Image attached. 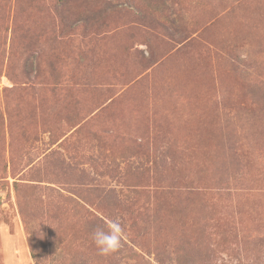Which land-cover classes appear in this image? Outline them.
Here are the masks:
<instances>
[{"label": "rangeland", "instance_id": "1", "mask_svg": "<svg viewBox=\"0 0 264 264\" xmlns=\"http://www.w3.org/2000/svg\"><path fill=\"white\" fill-rule=\"evenodd\" d=\"M74 4L72 14L103 9L108 18L97 36L88 35L96 50L87 65L72 67L78 85L68 100L41 91L30 57L27 70L39 90L19 94V108L8 111L6 90L14 85L6 69L1 73L0 264H36L30 238L37 246L56 240L58 220L83 227L75 202L57 191L83 199L94 186L113 191L125 207L122 175L138 202L128 215L118 200L101 204L115 209L106 221L123 229L109 264H264V0ZM55 7L39 0L26 15L47 39L36 55L61 52L52 41ZM140 15L155 16L164 28ZM73 52L71 61L79 55ZM30 54L16 68L22 87ZM77 129L65 151L52 145L55 135ZM105 152L112 153L107 160ZM114 162L119 173L109 170ZM15 181L24 185L25 216ZM84 245L82 238L74 248ZM56 248L40 264H64L66 254Z\"/></svg>", "mask_w": 264, "mask_h": 264}, {"label": "trees", "instance_id": "2", "mask_svg": "<svg viewBox=\"0 0 264 264\" xmlns=\"http://www.w3.org/2000/svg\"><path fill=\"white\" fill-rule=\"evenodd\" d=\"M39 0H0V60H1V68H0V77L3 69H6V72L10 79L13 82V88L6 90L5 100L8 111H14V109L19 108L17 96L21 93H26L29 90H39L32 77L30 78L29 72L27 70L28 62L30 57L35 58L38 65V75H40V79H42L39 83L42 86V90L49 91L52 96L62 97L65 100H68L75 88H77L78 83L76 82L77 69H73V65L81 68L87 65V56L95 53L96 46L93 41L89 40V36H97L98 30L103 27L107 21L106 11L101 9L97 11L95 14H72L70 13L69 7L74 4V0H54L55 2V13L57 18L59 19V23L56 26L57 32L55 34L54 40L52 41L56 43L58 46V50L56 53L47 54H37L40 51L41 47L47 45V39L43 32L40 30L36 24L29 21V17L27 18V13L29 10H36L37 3ZM112 12V10H109ZM139 20H142L146 23H151L155 27L164 28V26L156 19L153 15H140L138 16ZM91 23V24H90ZM72 25V27H70ZM10 35V44L8 45V36ZM51 41V40H50ZM77 41L79 44H77ZM77 44V45H76ZM77 49L79 55L76 60L71 61L70 54L74 53L73 50ZM28 55L25 60L24 70L22 71L23 76L27 83H25L24 87H22L21 76L16 73V68L18 61H21L24 55ZM74 70V71H73ZM58 101V100H57ZM2 97L0 91V115L2 113ZM57 106L52 109L59 108L61 105L60 102L56 103ZM53 111V110H52ZM79 129H77L74 133L69 135L70 130L59 135H53L52 137V145H56L60 150H66L65 147L69 144L71 138L77 133ZM98 132L96 130H91L90 134L92 138H99ZM101 136V135H100ZM102 139V138H101ZM102 143L105 144V141L102 139ZM56 155H61L60 151L55 152ZM68 159L71 160V157L68 154H65ZM110 156H112L111 152L108 154L105 152V156L103 160H107ZM121 158L126 159L125 156ZM94 159V158H91ZM100 159V158H99ZM62 164H68L67 158H63L61 160ZM98 162V161H96ZM113 167H110L109 170L113 172L119 173L120 166L117 162H114ZM140 168V167H138ZM118 182L121 186L125 187V191H127V198L130 203H126L125 207L121 204L119 199L114 195V192L104 193L105 190H101L100 188L91 187L88 191L87 196L83 199L75 193L73 195L66 196L61 191H57L59 195V199H63L65 202H75V213L80 215V221L82 228H73L66 226L67 223L63 220L56 223V229L53 230L55 234H58L57 239L53 241H40L38 246L36 245V240L33 239V236L30 238V246L33 258L36 260V264L43 263L42 260L53 255V252L57 250L56 247L63 250V254H66L63 257L64 264H109L106 260L107 256H102L98 254L97 248L94 242L91 239V233L96 228H104L107 230L108 222L106 219H110V215H113L115 209L112 207L103 208L101 205L104 200L114 199L118 200L116 203L120 202V207L123 206V209H119L120 211H126L127 215L129 212L135 213L136 209L134 205L137 204L139 193L135 189H130L126 185L125 175L119 177ZM15 181L14 189L17 193V200L22 212V215L25 216V205L26 202H23L22 195V187ZM79 198L80 201H77ZM78 199V200H79ZM116 205V204H115ZM116 207V206H114ZM159 212V207L155 210L154 217ZM132 216V215H131ZM155 223L156 220H155ZM28 225V224H26ZM36 233L38 230H35ZM34 231V235H35ZM70 232H73L74 235H71ZM39 234V233H38ZM83 238V242L85 243L84 249L85 251L76 250L74 246L76 242ZM35 241V242H34ZM41 245V246H40ZM41 247V248H40ZM50 256V257H51ZM134 256L138 258H144V255L138 252H134ZM180 257H183L181 254Z\"/></svg>", "mask_w": 264, "mask_h": 264}, {"label": "clouds", "instance_id": "3", "mask_svg": "<svg viewBox=\"0 0 264 264\" xmlns=\"http://www.w3.org/2000/svg\"><path fill=\"white\" fill-rule=\"evenodd\" d=\"M91 239L94 242L98 254L107 256L117 252L122 245L123 229L119 221H111L104 228H96L91 233Z\"/></svg>", "mask_w": 264, "mask_h": 264}]
</instances>
